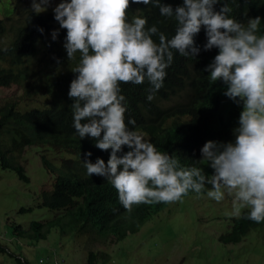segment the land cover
I'll use <instances>...</instances> for the list:
<instances>
[{
	"label": "clouds",
	"instance_id": "clouds-1",
	"mask_svg": "<svg viewBox=\"0 0 264 264\" xmlns=\"http://www.w3.org/2000/svg\"><path fill=\"white\" fill-rule=\"evenodd\" d=\"M50 3L32 0V8L40 13ZM132 4H151L162 17L173 18L177 27L172 38L156 25L146 27L145 17L129 20ZM231 12L226 0H183L175 8L161 0H60L53 8L54 19L66 29L63 46L69 61L79 53L72 69L78 75L68 92L74 100L73 127L80 139L93 138L96 148L111 150L106 163L99 157L95 163L84 159L86 175L106 178L127 212L134 205L178 202L190 190L199 194L211 185L208 198L221 202L226 194L232 197V211L226 215L240 218L247 209L245 218L264 222V35L257 34L260 16L245 24ZM202 27L207 38L203 50L218 49L204 71L211 82H223L225 96L242 104L234 141L208 140L200 149V161L213 169L210 175L199 167H180L168 152L157 151L150 140L130 130L120 90L121 83L140 85L147 79L152 86L147 99L153 100L173 62V50L183 57L201 51L194 37ZM58 32L52 31L53 40Z\"/></svg>",
	"mask_w": 264,
	"mask_h": 264
},
{
	"label": "trees",
	"instance_id": "trees-1",
	"mask_svg": "<svg viewBox=\"0 0 264 264\" xmlns=\"http://www.w3.org/2000/svg\"><path fill=\"white\" fill-rule=\"evenodd\" d=\"M161 2L173 8L183 4V0ZM226 2L232 8L228 15L245 24L248 18L260 16L257 34L264 35V0ZM220 7L221 4L215 6L216 10ZM133 15L145 17L146 27L156 25L168 39L175 34L176 21L162 17L159 9L151 4H132L128 10L129 20ZM16 23L11 27V39L5 44L0 40V87L17 85L21 88L20 94L7 98L0 105V167L14 170L20 180L28 182L19 162L26 146H38L45 152L59 155L60 165L57 167L45 153L41 155L43 167L54 174V178L49 189L45 188L47 186L41 188L39 205L58 216L48 221L33 220L27 228L13 224V235L37 242L56 227L62 235L74 231L122 240L128 233L136 232L151 214L167 203L134 205L129 213L106 178L86 175L84 159L95 163L99 157L106 163L111 150L96 148L93 138L80 139L73 127L70 106L74 100L68 92L71 81L78 75L72 69L79 63V53L76 59L69 61L63 46L66 29L59 28L57 41L50 36L59 24L53 11L36 13L27 9ZM39 28L44 31L40 32ZM7 31L6 19L0 18V39ZM153 39L159 42L158 35ZM194 39L201 51L196 57H183L173 50V62L166 69L163 87L153 94V100L147 99L152 87L147 79L140 85L121 83L120 90L125 96V123L130 130L145 133L157 151L168 152L179 161L180 167H199L210 175L213 169L200 161V149L208 140L229 142L234 138L233 126L238 121L242 104L237 105L225 96L223 82H211L208 72L204 71L218 49L203 50L207 39L203 27ZM37 57L39 61L33 62ZM38 96L46 97V104L30 106L29 102ZM130 119L135 120V125L128 124ZM127 150L125 146L124 151ZM88 152L92 153L90 157L86 156ZM210 186L206 185L202 192ZM29 210L20 208L21 212ZM247 211L243 209L240 218H233L230 228L219 236L222 243H237L251 230L264 228V222L245 218ZM5 251L6 247L0 242V253ZM98 257L106 261L108 254L90 251L87 264H98ZM16 260L22 264L18 258Z\"/></svg>",
	"mask_w": 264,
	"mask_h": 264
},
{
	"label": "rangeland",
	"instance_id": "rangeland-1",
	"mask_svg": "<svg viewBox=\"0 0 264 264\" xmlns=\"http://www.w3.org/2000/svg\"><path fill=\"white\" fill-rule=\"evenodd\" d=\"M59 2L51 0L46 11H53ZM27 9H33L32 0H0V18L6 19L8 27L0 39L3 44L11 39V27ZM10 16L11 21L7 20ZM59 28L58 24L56 29ZM39 57L32 61L38 62ZM20 91L17 85L0 87V105ZM46 102V97L38 96L29 104ZM237 126L238 121L233 129ZM137 132L147 138L145 133ZM44 153L57 167L60 165L59 155L38 146H26L20 154L19 162L28 182L20 180L14 170L0 167V242L6 247V251L0 253V264H19L17 258L22 264H36L41 258L50 262L48 264H87L90 251L108 254L106 261L98 257V264H264V228L251 230L237 243L219 240L234 218L226 215L232 211V197L226 194L221 202L208 198L206 193L211 186L199 194L192 191L181 201L167 203L151 214L136 232L128 233L119 241L113 236L95 233L71 231L62 235L56 227L37 242L14 236L13 224L27 228L33 220L48 221L58 216L39 205L41 188L49 189L54 178L41 163ZM20 208L30 210L21 212Z\"/></svg>",
	"mask_w": 264,
	"mask_h": 264
},
{
	"label": "built area",
	"instance_id": "built-area-1",
	"mask_svg": "<svg viewBox=\"0 0 264 264\" xmlns=\"http://www.w3.org/2000/svg\"><path fill=\"white\" fill-rule=\"evenodd\" d=\"M45 260H46V259H45ZM45 260H44L43 258H41V259L37 260L36 264H48V263H50V262H46V263H45ZM54 260H56V259H54ZM46 261H47V260H46ZM54 262H58V261H54Z\"/></svg>",
	"mask_w": 264,
	"mask_h": 264
}]
</instances>
